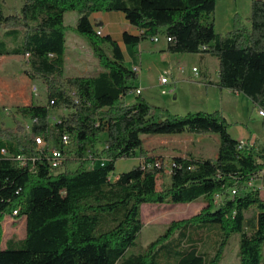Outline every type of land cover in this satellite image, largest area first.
<instances>
[{"label": "trees", "instance_id": "16d2710c", "mask_svg": "<svg viewBox=\"0 0 264 264\" xmlns=\"http://www.w3.org/2000/svg\"><path fill=\"white\" fill-rule=\"evenodd\" d=\"M217 2L24 0L19 14L5 15L0 0V30L6 29L0 56H27L28 77L42 79L47 88L46 105L17 109L24 120H37L30 134L20 122L15 128L0 125V222L15 211L17 218H26L24 239L11 240L6 248L0 240V264H219L236 235L241 236L243 264H264V199L259 189L249 188L264 172V149L242 147L219 111L172 115L141 95L126 103L124 98L136 89L137 71L125 65L118 42L99 34L90 19L100 12L122 13L141 32H124L126 46L164 31L171 39L167 52L216 57L218 86L247 96L254 108L264 110V0H252L250 25L236 16L224 35L215 29ZM70 11L78 13L75 30L99 59L102 71L96 76H64V16ZM7 39L16 46L9 47ZM60 108L71 112L51 124L52 110ZM182 133L216 135L217 157H173L169 180L159 187L163 159L147 153L142 137ZM64 135L70 137V149L63 169L53 170L39 156L35 139L62 147ZM2 149L29 162L17 167ZM90 154L107 161L91 167ZM137 156L139 165L111 180L118 160ZM200 200L205 203L200 213L173 222L147 249L130 252L143 228L142 205ZM251 209L259 213V227L247 237ZM16 243L20 248L11 249Z\"/></svg>", "mask_w": 264, "mask_h": 264}, {"label": "rangeland", "instance_id": "374dc122", "mask_svg": "<svg viewBox=\"0 0 264 264\" xmlns=\"http://www.w3.org/2000/svg\"><path fill=\"white\" fill-rule=\"evenodd\" d=\"M4 7L5 15H17L20 13L24 4V0H1ZM221 8H219V18L215 29L217 32H225L227 21L220 16ZM79 15L77 12H66L64 16V24L66 27V59L64 76H96L102 71L99 59L94 54L88 41L79 35L75 28ZM118 22L119 27L126 29L124 24L127 21ZM6 29L0 30V38H5ZM106 29L102 28V34ZM226 34V33H225ZM160 35V34H159ZM117 37L116 33H113ZM9 47L16 46L10 39H7ZM21 40L18 44H21ZM126 56L125 65L128 67H137L138 77L136 83L141 86V98L145 99L152 107L167 110L170 114L185 116L188 113L198 111L214 112L222 109L229 123V131L238 134L239 128L250 130L253 136L259 138L264 137V119L259 116V109H254L251 100L243 95L224 91L222 99L216 93H210L206 100L191 101V84L187 80L174 82L173 76L169 71L165 70V66L158 61L156 55L143 48L127 46L124 49ZM147 64H155L149 71ZM193 65L200 67L198 59L190 57L187 67L181 78H189L192 74ZM28 57L27 56H0V125L5 127H16V123L20 122L25 126L26 132H30L33 125L32 120H24L18 113L19 107L35 103L37 105L47 104V88L42 79L32 80L27 75ZM165 70V71H164ZM164 71V72H163ZM210 71L212 75L217 76L210 63ZM164 77L169 81L168 85L161 84V78ZM175 87V89H174ZM167 94H162V91ZM136 96L126 97L125 102H133ZM232 106V107H231ZM8 108V109H7ZM12 109L10 116L5 115V110ZM71 110L66 108L53 109L52 116L62 118L69 115ZM224 116V115H223ZM204 136V137H202ZM216 135H193L189 133L174 135H155L144 136V148L147 153L156 158H162L161 166L163 173L159 176L158 186L169 180V167L173 155H185L188 152L196 156L212 158L218 150ZM105 135L101 136V143L98 148H103ZM245 141V140H243ZM246 142V141H245ZM70 149V148H68ZM141 159L136 158L121 159L116 163L114 174L111 180L114 181L119 174L130 171L134 166L141 163ZM103 160H99L96 165H102ZM72 167V166H71ZM257 181V180H256ZM254 181V183L256 182ZM205 203L200 200L193 203L185 204H144L141 207V218L143 228L137 239V243L131 248V253H138L158 240L173 222L184 221L192 218L200 213ZM259 213L255 209H251L247 213V227L245 234L250 237L259 227ZM26 236V223L23 218L6 215L0 222V240L3 248H6L11 240H21ZM241 236H233L229 245L223 252L222 259L219 264H243L239 248ZM20 244L16 243L11 249H19Z\"/></svg>", "mask_w": 264, "mask_h": 264}, {"label": "crops", "instance_id": "0c3cea01", "mask_svg": "<svg viewBox=\"0 0 264 264\" xmlns=\"http://www.w3.org/2000/svg\"><path fill=\"white\" fill-rule=\"evenodd\" d=\"M251 4H252V0H218L217 5H216V11H215V25H217L218 18H219V14H218L219 8H221L222 10L220 12V16L227 21V24H226L225 32H217V31L216 32L218 34L224 35L225 33H228L229 31H231L234 27V19L236 16H240L246 25H250ZM90 19H91L92 24L95 25V27H101V28L106 29L105 34L111 35L113 39H115L118 42L123 53H124L125 47H127L123 42L124 32H128L136 36L140 35L141 33L138 29L133 27L126 20L125 16L120 12L95 13L90 17ZM120 21H124V23H126L125 21H127L128 24H124L126 29L123 30L121 27H119L118 22L120 23ZM113 33H116L117 37H114ZM157 38H158L157 41H155L154 39L143 40L135 47L139 48L140 50H143V48H145L148 51V53H152L153 56L156 55L158 57V61L161 62L165 66V70L169 71V74L173 76L174 82L177 83L182 80H187L191 84V96H190L191 101L195 102L198 99L202 101L203 100L207 101V98H208L207 96H209L210 93H216L217 95H220V98L222 99V94L225 93L224 91L228 89H223L218 86L219 62L216 57L210 56V55H200V54H172L166 51L167 40H166L164 31H162ZM124 56H125V53H124ZM190 57L197 58L200 64V67L197 68L196 66L193 65L191 77L187 79L181 78V75L184 73V70L188 65ZM210 63H212L214 72L217 75L215 77L214 75H212V72L210 71ZM154 65L155 64H152V65L147 64L149 71L152 69ZM137 67L138 66L135 65L132 68L131 67H128V68L137 71L138 70ZM194 68H197L198 71L194 72L193 71ZM168 84H169V81L166 85ZM135 87L141 89V86L138 85L136 81H135ZM228 91H231V90H228ZM231 92L235 93L236 95L239 94L233 91ZM129 97H132V96H128V98ZM127 102L131 104L134 101L133 102L127 101ZM254 109H257V108H254ZM215 111L221 112L224 115V117L227 118L222 109H217ZM230 133L236 140L240 142L241 140H245L248 146L253 147L256 150L264 149V137L259 138L257 136H253L250 130L248 131L240 127L238 134L232 131H230ZM215 138L217 140V143L219 144V140L217 136H215ZM188 153H191V152H188ZM176 156H184V155L176 154V155H173L172 157H176ZM197 157H201V156H197ZM216 157H217V153L215 154L214 157H212V159H215ZM202 158H206V157H202ZM249 188L259 189L260 195L264 199V172H262L261 178L259 180H257L255 183L252 182L249 185ZM22 218L24 219V222L26 223V218L25 217H22Z\"/></svg>", "mask_w": 264, "mask_h": 264}, {"label": "built area", "instance_id": "2783aa9c", "mask_svg": "<svg viewBox=\"0 0 264 264\" xmlns=\"http://www.w3.org/2000/svg\"><path fill=\"white\" fill-rule=\"evenodd\" d=\"M102 28L101 27H97V32L99 34H102ZM155 41L158 40V38H155L154 39ZM167 42L171 41L170 38H166ZM194 72H197V68H194L193 69ZM168 83V80L164 77L161 78V84L162 85H166ZM162 94H167V91L163 90L162 91ZM136 96V95H141V89L139 88H136L135 90H132L131 92H129V94L126 96ZM125 97V98H126ZM124 98V99H125ZM54 102L52 101L51 102V105H53ZM13 110H5V115L7 116H10L11 113H12ZM53 113H51L50 115V118H49V122L51 124H54V123H59L61 122V118H56V117H53L52 116ZM259 115L261 117L264 118V110L262 109H259ZM33 121V125L35 123H37V120H32ZM32 125V126H33ZM24 126V125H23ZM25 128V126H24ZM32 128V127H31ZM25 133L27 134H30L31 133V130L30 132H26V129H25ZM36 144H37V149H38V152H39V156L41 158H44L47 160V162L49 163L50 167L53 169V170H61L63 169V165L66 161V150L67 148L69 147L70 145V137L68 135H64L62 137V141H61V144H62V147H54L52 144L46 142L44 140L43 137H37L36 139ZM241 146L242 147H245V146H248L247 142L241 140ZM1 153L6 156V157H9L12 159V161L14 162V164L17 166V167H25L27 165V163L29 162V159L25 156H14L13 154H10L6 149H2L1 150ZM89 158L92 160L90 166L91 167H94V165L96 164V162H98L99 160H103V162L105 163L107 160L105 159H97V160H94V154H90L89 155ZM32 161H35V159H33ZM104 163L102 164V166L104 165ZM170 166H171V163H170ZM170 168V167H169ZM169 172V170H168ZM252 183V182H251ZM249 183V185L251 184ZM235 190H232V194H235ZM14 215H12L13 217L14 216H17V211L13 212Z\"/></svg>", "mask_w": 264, "mask_h": 264}]
</instances>
